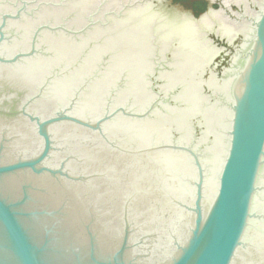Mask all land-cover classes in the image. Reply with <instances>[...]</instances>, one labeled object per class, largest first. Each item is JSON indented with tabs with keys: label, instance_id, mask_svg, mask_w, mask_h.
<instances>
[{
	"label": "water",
	"instance_id": "95a60500",
	"mask_svg": "<svg viewBox=\"0 0 264 264\" xmlns=\"http://www.w3.org/2000/svg\"><path fill=\"white\" fill-rule=\"evenodd\" d=\"M243 37H252L248 53L237 48L243 45ZM210 42H228L230 48ZM44 45L46 49L56 45V57L61 60L73 48L88 47L99 59L104 51L109 53L105 78L99 79L101 75L94 80L92 96L81 100L84 108H91L89 99L101 105L108 88L114 86L111 82L119 77L117 83L126 78L122 101L136 96L132 77L135 71L141 72L137 63H151L155 50L158 55L174 52L172 64L181 71L175 72L167 87L183 78L189 82L184 94L189 100L187 109L173 111L177 123L190 124L188 132L172 133L170 137L178 141L195 137L191 117L195 110L206 114L213 129L216 123L224 125L225 121L215 120L214 112L193 100L190 77H198L223 54L228 60L237 48L233 61L238 55L246 60L231 87L229 140L215 141L218 149L212 155L221 156L220 160L208 159L206 164L203 159L208 155L203 151L171 147L175 156H185V161L183 157L173 160V178L168 159L158 160V153L145 154L141 149L132 151L142 147L147 133L144 124L127 118L139 116L127 109L123 119L118 112H107L101 118L77 117L81 112L73 105L68 108L73 115L62 112L41 119L31 114L26 89L35 80L47 83L58 69L39 56ZM63 65L62 102L69 106L72 97L67 94L73 92L67 84L81 80L85 69L77 74L70 72L71 64ZM90 67L93 72L98 68L96 63ZM1 74L9 83L3 81L8 94L3 92L0 97L10 102L0 104V135L10 128L16 134L30 133V141L24 142L34 144L35 151L32 158H25L20 152L22 140L17 154L6 151L0 141V264H264V0H210L199 17L171 0H0ZM216 79L212 76L209 84L214 87ZM99 81L111 82L107 88ZM94 109L102 114L101 107ZM60 122H76L96 133L102 129L109 148L105 152L95 148L89 164H69L70 155L54 153L56 147L48 135L50 126ZM29 123L45 142H36ZM159 133L161 139L166 136L163 130ZM178 141L176 147L182 145ZM27 172L37 177L22 189V179L29 182ZM170 182L168 187L176 194L166 189ZM185 189L193 191L192 198ZM177 199L190 203L178 208ZM114 202L124 210V220L111 215L107 226H102L104 220L93 223L82 215L80 222L82 211L92 207L94 218L98 209L105 211Z\"/></svg>",
	"mask_w": 264,
	"mask_h": 264
},
{
	"label": "flooded vegetation",
	"instance_id": "af4514ba",
	"mask_svg": "<svg viewBox=\"0 0 264 264\" xmlns=\"http://www.w3.org/2000/svg\"><path fill=\"white\" fill-rule=\"evenodd\" d=\"M56 39V37H55ZM243 42H241L243 45L240 47H237L238 49H243V51H246L248 53V50L250 46L252 45V37L251 38H242ZM212 45L213 42H210ZM219 47L225 46L226 48H230L229 43L225 42V45H221L218 42ZM245 44V45H244ZM232 46V45H231ZM232 49L235 47H231ZM233 50L228 56L229 59H227V56L223 54L221 57H217L214 59L209 65L208 68L204 71H202L198 77L191 76L192 82L190 84V92H193L194 89V99L198 103H200L204 109H208L212 112H214L215 120L217 122H223L225 121L224 125L219 127V124L216 123L215 129H213L212 126L208 124V120L205 118L206 114H204L200 110H195L191 117L193 119V128H196L195 130V137L191 140L186 138L184 140L182 138L181 142L182 145H179V147H176L174 143L176 142L173 140L170 136L175 130H178L179 133L181 132H188L189 130V123L188 122H181L177 123L175 121L174 112L175 110L181 109L182 112H185L189 105V100L184 97V94L186 92V89L188 88V81L183 78V75H181L180 78H183L182 82L177 83L174 86H168V81H171L176 75L175 72H180L181 70L177 67L174 68L173 62H174V52H168L166 54L158 55V50H155V57L152 59L151 63L149 62H142L137 63V66L139 65V69L141 72L135 71V74L133 75L134 84L133 87L135 88V94L136 96H129L127 97V101H122L121 97L125 96L126 94L123 93V89L126 85H123V82L125 81V77L122 78L120 83H117L121 78L119 77L115 81H110L111 84L114 86V90H112L113 87H109L110 82L104 84V81H99L100 86H105L108 88V94L105 95V98H103V101H101V105L96 104L92 100L89 99L91 108H84L85 105H82L81 100L83 101L84 98L92 96L90 95L92 89L94 88V80L101 76L99 79H104L105 74L107 73V63L109 60V53L104 51V57L99 59L100 57H96L95 50H91L86 47L84 49L79 50L78 48H73V50L69 53V56H60L64 60L58 59L56 57L57 54V47L56 45L52 49H46L44 45V51L39 53V56H42V58L48 61L49 65H55L58 67V69L55 70V72L52 75H55L52 77L51 80H49L47 83L43 82L41 80H35L34 83L32 82L29 84V89H26V107L28 111L31 114L37 115L41 119H46L50 117H57L59 114L64 113H70V110L68 108H71L73 105V109H77L80 113L76 115L78 116H88L90 118H101L105 115H107V112L122 114V118H126L124 115V110H128L131 113H134L135 115H139L138 118L135 117V119H132V116H128L127 118H130L135 123H141L143 125V131L144 133H147L145 140V143L142 145L141 148H134L135 153L138 152L140 149L145 152V154H154L158 153V160L161 159H168L169 165L171 164V171L174 178L173 173V160H175L176 157H183L182 160L185 161V156H175L173 153V150L170 148L174 147L177 149L191 147L194 151H203L207 156V160L203 159V161L207 164L209 163V160H220L219 156L212 155L214 152H216V146L215 141L219 138L226 139L225 141L229 140V131L231 126V119L233 117V112L231 111V108L229 106L230 103H232L233 100V90L231 87L234 86V83L237 82L239 69H241L244 66L246 57L242 55L237 56V60L233 61V57L235 56L236 49ZM246 48V49H245ZM42 49V48H41ZM231 49V50H232ZM41 51V50H40ZM153 52V53H154ZM60 55V52H59ZM224 55L226 57H224ZM52 56H55L52 58ZM167 56H170L167 58ZM180 55H176L177 60L179 59ZM93 57H96L93 62ZM99 60H102L99 62ZM217 60V62H216ZM225 61V62H223ZM69 63L71 64L70 72L77 73L78 71H81L82 69H85V71L82 73L81 80L79 81H71L67 85L71 86L73 96L72 97V104L69 106L63 105L62 98L63 94L61 92V84H64L61 80L65 79V75L63 74L61 67L64 66L63 64ZM93 63H96L98 68L96 72L91 71V65ZM150 63V65H149ZM223 65H226L227 67H224ZM229 68V69H228ZM219 70V71H217ZM220 70H222L220 72ZM132 71V70H129ZM159 72L164 73L162 76L159 74ZM79 74V73H77ZM71 76V75H70ZM126 76V75H123ZM212 76L217 77L214 87L209 84V81ZM104 77V78H103ZM8 77L5 75H0V94H3V92L8 94L6 91V86L3 84V81H7ZM234 78V79H233ZM141 81V84L138 82ZM8 82V81H7ZM223 85V88L219 89V85ZM9 83V82H8ZM172 83V82H171ZM208 85H207V84ZM11 85V84H10ZM132 86V85H131ZM130 86V87H131ZM137 86L140 88L137 89ZM225 86V87H224ZM120 87V89H119ZM78 88V89H77ZM81 92L76 96V93L79 90ZM192 88V89H191ZM119 91V93H116ZM199 95H196L197 93ZM65 95V94H64ZM67 97V98H68ZM94 97V95H93ZM95 98V97H94ZM55 101V106L53 107V103ZM10 102V98H4L0 97V104L5 106V104ZM92 102V104H91ZM52 103V104H51ZM64 106V107H62ZM94 107H101L102 108V114H98L97 110L94 109ZM40 109H44L45 112L48 114V117H44ZM163 114L164 116L159 114ZM73 115V114H72ZM75 116V115H74ZM185 118V117H183ZM159 120V122H157ZM31 126V134L36 135L37 139L35 138L36 142L42 144L46 141V139L37 132L36 126L33 123H29ZM95 124V123H93ZM185 124V126H184ZM72 126L73 129H66L67 126ZM96 125V124H95ZM47 129V127H46ZM163 130L164 133H166V136L161 139L160 130L157 133V130ZM48 130V129H47ZM49 130H51L49 135L50 141H54V146L56 147V151L54 153H62L67 152L69 159V164L72 161H75V164L77 163H87L89 164L92 157L93 152L95 148L97 151H106L107 148H109L108 141L105 140L100 133H102V129L96 130L89 129L88 127L79 125L76 122H60V124H55L53 126H50ZM86 130V131H83ZM177 132V131H175ZM95 133L97 136L95 137ZM104 133V131H103ZM99 134V135H98ZM105 134V133H104ZM30 135V133H29ZM29 135H21L20 133H15L12 128H10L9 132L2 133L0 136V141L6 145L7 148L6 151L12 152L13 154H17V151L19 152V146L20 142L22 140V150L20 152H23V156L25 158H32V153L35 151L34 144L29 143L28 145L25 144L24 141H30L31 137ZM154 138H157L154 140ZM35 140L33 143H35ZM155 141V143H154ZM117 143V142H113ZM132 146V144H130ZM4 147V148H5ZM152 149L154 151H152ZM184 151V149H182ZM161 151V153H160ZM214 151V152H213ZM151 152V153H150ZM164 153L165 155H162ZM20 156V155H18ZM139 156V155H137ZM166 156V157H165ZM216 156V157H215ZM53 155L50 157L52 159ZM147 157V156H146ZM55 161L59 160L61 162L60 157H55ZM133 159V158H132ZM151 160V158L149 157ZM209 159V160H208ZM134 160V159H133ZM49 164V163H48ZM180 164H185L184 162H180ZM51 165V164H50ZM61 163L58 165L60 167ZM132 165V164H131ZM191 167H193L194 162H191ZM57 166V165H56ZM75 165L72 163V166L74 169ZM91 165H89L88 170H90ZM132 170V169H130ZM31 171V170H30ZM160 171V170H159ZM158 171V172H159ZM161 171L164 173V169H161ZM103 174H106L104 172ZM167 174V173H166ZM158 175V174H155ZM27 177L29 178V182H27L26 179H22V184L20 188L23 189L24 185H29L32 183V178L37 177L34 173L27 172ZM102 178V177H101ZM167 178V177H166ZM34 180V179H33ZM37 181V180H36ZM164 182V181H162ZM169 184L166 183V189H169ZM44 187V186H43ZM170 192L173 194H176L175 189H169ZM188 192L189 197L192 195L193 191L189 189H185ZM192 198V197H190ZM75 197L72 198L74 200ZM120 199V198H119ZM177 199V207L182 208L184 204H188L190 202L188 201H181ZM76 202V201H72ZM175 202V201H174ZM92 207L88 209L87 211H82L83 213L78 216L80 219V222L84 220L82 218V215H87L88 218L87 221L95 223L99 220H104L102 226H107V220H110V216L112 215L115 220H124V210L120 211V207H117L114 202V206H110L109 209H105V211L102 209H98L99 212L97 216L94 218L91 217L92 215ZM101 215V217H100ZM109 216V218H107ZM181 219V216L178 217ZM82 220V221H81ZM73 221H76V217L73 219ZM88 222V223H89Z\"/></svg>",
	"mask_w": 264,
	"mask_h": 264
},
{
	"label": "rangeland",
	"instance_id": "374dc122",
	"mask_svg": "<svg viewBox=\"0 0 264 264\" xmlns=\"http://www.w3.org/2000/svg\"><path fill=\"white\" fill-rule=\"evenodd\" d=\"M209 2L210 0H171V4H179L185 9H192L195 17H199L201 13L207 10Z\"/></svg>",
	"mask_w": 264,
	"mask_h": 264
},
{
	"label": "bare ground",
	"instance_id": "6f19581e",
	"mask_svg": "<svg viewBox=\"0 0 264 264\" xmlns=\"http://www.w3.org/2000/svg\"><path fill=\"white\" fill-rule=\"evenodd\" d=\"M181 1V0H180Z\"/></svg>",
	"mask_w": 264,
	"mask_h": 264
}]
</instances>
